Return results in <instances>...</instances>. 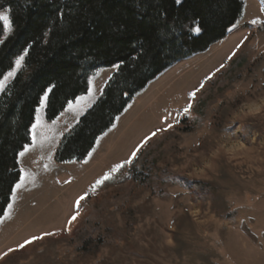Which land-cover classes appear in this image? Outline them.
<instances>
[{"label":"rangeland","instance_id":"rangeland-1","mask_svg":"<svg viewBox=\"0 0 264 264\" xmlns=\"http://www.w3.org/2000/svg\"><path fill=\"white\" fill-rule=\"evenodd\" d=\"M242 1L238 30L174 63L131 97L83 160L59 163L54 155L117 66L97 69L88 91L55 120L46 119L45 96L31 143L19 155L22 187L0 221V264H264V0ZM13 76L1 80L0 94ZM201 81L204 88L189 101ZM189 102L190 114L178 116ZM168 123L173 128L157 133L131 165L92 191ZM123 208L133 209L127 224ZM45 232L55 235L19 248ZM89 239L101 241L95 256L78 251Z\"/></svg>","mask_w":264,"mask_h":264},{"label":"trees","instance_id":"trees-1","mask_svg":"<svg viewBox=\"0 0 264 264\" xmlns=\"http://www.w3.org/2000/svg\"><path fill=\"white\" fill-rule=\"evenodd\" d=\"M243 5L242 0H0V12L11 24L2 31L0 21V81L24 56L0 94V217L20 181L18 157L31 143L42 97L46 119L55 120L88 91L97 69L117 66L54 155L59 163L83 160L131 97L174 63L222 40ZM132 213L122 209L126 224ZM100 246V240L89 239L78 251L95 256Z\"/></svg>","mask_w":264,"mask_h":264},{"label":"snow or ice","instance_id":"snow-or-ice-1","mask_svg":"<svg viewBox=\"0 0 264 264\" xmlns=\"http://www.w3.org/2000/svg\"><path fill=\"white\" fill-rule=\"evenodd\" d=\"M177 2H179V0H177ZM0 21L4 22V27L2 29V31H10L11 30V24L9 23V18L7 15L0 13ZM256 21H253V23H255ZM233 29H237V24H233L231 26V28H229L228 30L231 32ZM238 30V29H237ZM194 31L199 32L200 29L199 27H195ZM248 39L247 36L244 37V39H242L240 41V43L236 46L237 48H240L245 41ZM232 55H235V52L232 53ZM24 59L23 56L18 57L15 60V64L17 67L20 66L21 61ZM229 60L232 59V56L228 57ZM224 67V64L220 65V68L216 69L217 72H219L222 68ZM15 73L14 71H9L7 73V77H5V80H7L8 77L13 76ZM210 74L208 76L205 77V81L207 80H211L212 76L214 75ZM4 81H0V87H3ZM204 88V81H201L199 84V87L194 88L191 92L188 93V97H189V101H191L192 99H195L197 93H199L202 89ZM46 95V94H45ZM44 100L45 97H42L40 100V105L41 107H43L44 105ZM68 108L71 109L72 108V104L69 103ZM192 109V103L189 102L186 104V106L183 108L182 112L178 113V116H188L190 114V111ZM37 124L33 125V128L38 126ZM176 124L180 123V120H175ZM173 123H168L166 128H157L156 131L151 132L149 135L145 136L144 139L138 144L136 145L135 149L131 152L130 156L124 160L121 163L116 164L113 168L110 169L109 172L105 173L103 176H101L99 179L96 180L95 184L92 186V191H95V189L101 185H104L106 181L110 180L113 178V176L115 175V173H117L120 169L124 168L126 165H131L133 163V161L136 159L137 154L140 152V150L150 141L152 140L157 133L162 132V131H167L171 128H173ZM25 151H27V148H25ZM21 155H23V153H21ZM90 155V154H89ZM24 177L21 176L20 177V182L17 183L15 185V188L11 189L13 192L15 191V189H18L20 187H22V182H23ZM87 199V193H85L84 195H81L76 201H75V208L76 211L70 215V217L67 220V224L71 225L74 221H76L77 217L79 216V208L81 207V201H84ZM9 208H11V205H9ZM0 211H4L3 209H0ZM0 219H2V217H0ZM55 235V233L52 232H45L40 236H33L31 237L29 240H26L23 244L19 245V248H23L28 244H31L32 242H34L35 240H39V239H43L45 236H52ZM11 251H15V249H9V252ZM8 253H4V255L6 256Z\"/></svg>","mask_w":264,"mask_h":264},{"label":"crops","instance_id":"crops-1","mask_svg":"<svg viewBox=\"0 0 264 264\" xmlns=\"http://www.w3.org/2000/svg\"><path fill=\"white\" fill-rule=\"evenodd\" d=\"M13 77H14V76H13ZM11 80H12V79H11ZM11 80H10V82H11ZM32 126H33V125H32ZM31 128H32V127H31ZM19 155H20V154H19ZM18 163H19V166H20V159H19V157H18ZM20 168H21V167H20ZM4 216H5V214H4ZM4 216H3V217H4ZM3 217H2V218H3ZM0 221H1V219H0Z\"/></svg>","mask_w":264,"mask_h":264},{"label":"bare ground","instance_id":"bare-ground-1","mask_svg":"<svg viewBox=\"0 0 264 264\" xmlns=\"http://www.w3.org/2000/svg\"><path fill=\"white\" fill-rule=\"evenodd\" d=\"M148 134V133H147ZM37 168H39V167H37ZM50 168V167H49ZM42 173V172H41ZM53 173H55V172H53ZM38 183V182H37ZM35 185V184H34Z\"/></svg>","mask_w":264,"mask_h":264}]
</instances>
